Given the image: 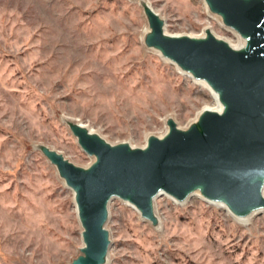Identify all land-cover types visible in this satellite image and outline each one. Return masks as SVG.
<instances>
[{"label": "rangeland", "instance_id": "obj_1", "mask_svg": "<svg viewBox=\"0 0 264 264\" xmlns=\"http://www.w3.org/2000/svg\"><path fill=\"white\" fill-rule=\"evenodd\" d=\"M143 3L170 36L210 30L232 47L244 41L205 0H0V264L82 255L75 194L40 150L89 168L96 158L69 122L144 148L167 134L169 119L186 130L216 106L203 84L146 46ZM196 193L184 202L159 195L157 225L114 198L105 264H264V211L239 220Z\"/></svg>", "mask_w": 264, "mask_h": 264}, {"label": "water", "instance_id": "obj_2", "mask_svg": "<svg viewBox=\"0 0 264 264\" xmlns=\"http://www.w3.org/2000/svg\"><path fill=\"white\" fill-rule=\"evenodd\" d=\"M245 46L234 49L207 30L203 38L170 36L165 22L143 3L148 48L202 80L219 96L222 111L205 110L188 129L167 121L164 137L144 148L112 145L85 126L69 122L80 147L96 161L81 168L40 146L73 190L83 227L82 255L70 264H105L111 240L106 229L114 198L133 205L158 224L154 201L162 194L178 202L200 192L223 203L237 218L264 210V0H205Z\"/></svg>", "mask_w": 264, "mask_h": 264}, {"label": "bare ground", "instance_id": "obj_3", "mask_svg": "<svg viewBox=\"0 0 264 264\" xmlns=\"http://www.w3.org/2000/svg\"><path fill=\"white\" fill-rule=\"evenodd\" d=\"M231 29V28H230ZM234 31V30H233ZM236 32V31H235ZM237 33V32H236ZM238 34V33H237ZM231 46V45H230ZM245 46V40L244 41H241L240 43H239V45L237 46V47H232V48H234V49H241V48H243ZM189 78H191V79H194V81H196V82H199V83H201V84H203L208 90H210V92L212 93V95H213V99H214V101H215V107L214 108H209V110H212V111H218V112H221L222 111V105L220 104V101H219V96H218V94L215 92V91H213V89L208 85V83H206L205 81H202V80H196L190 73H188V72H186L185 73ZM92 133H94V132H92ZM195 195H197V196H200V197H202V195H201V193L200 192H197ZM218 204H220V205H222V206H224L227 210H228V212L229 213H231L230 212V210L228 209V207L225 205V204H223V203H218ZM264 210H262V211H259V212H254V213H252L251 215H249V216H247V217H244V218H237V219H239V220H246V221H248L249 219H251L255 214H257V213H260V212H263ZM232 214V213H231ZM233 215V214H232ZM234 216V215H233ZM235 217V216H234Z\"/></svg>", "mask_w": 264, "mask_h": 264}]
</instances>
